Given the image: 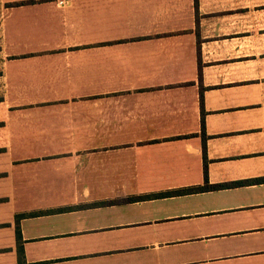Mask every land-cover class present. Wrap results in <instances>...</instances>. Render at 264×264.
Segmentation results:
<instances>
[{
    "label": "crops",
    "instance_id": "obj_1",
    "mask_svg": "<svg viewBox=\"0 0 264 264\" xmlns=\"http://www.w3.org/2000/svg\"><path fill=\"white\" fill-rule=\"evenodd\" d=\"M0 264H264V0H0Z\"/></svg>",
    "mask_w": 264,
    "mask_h": 264
},
{
    "label": "trees",
    "instance_id": "obj_2",
    "mask_svg": "<svg viewBox=\"0 0 264 264\" xmlns=\"http://www.w3.org/2000/svg\"><path fill=\"white\" fill-rule=\"evenodd\" d=\"M20 232H19V229H18V236H19Z\"/></svg>",
    "mask_w": 264,
    "mask_h": 264
}]
</instances>
